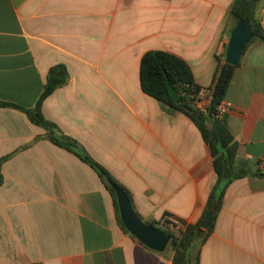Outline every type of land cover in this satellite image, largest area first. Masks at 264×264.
I'll use <instances>...</instances> for the list:
<instances>
[{"label": "crops", "instance_id": "1", "mask_svg": "<svg viewBox=\"0 0 264 264\" xmlns=\"http://www.w3.org/2000/svg\"><path fill=\"white\" fill-rule=\"evenodd\" d=\"M235 0H0V100L37 104L52 67L67 85L42 105L131 194L142 221L196 224L217 175L210 146L184 113L140 85L145 53L185 60L213 91L234 28ZM257 18L264 29V0ZM225 116L236 159L264 174V43L236 66ZM0 264H174L118 223L98 174L54 145L27 115L0 109ZM228 188L200 264H264V177Z\"/></svg>", "mask_w": 264, "mask_h": 264}, {"label": "trees", "instance_id": "2", "mask_svg": "<svg viewBox=\"0 0 264 264\" xmlns=\"http://www.w3.org/2000/svg\"><path fill=\"white\" fill-rule=\"evenodd\" d=\"M261 1L235 0L230 9V16L233 19L234 25L244 18L250 20L253 33L256 35V38L251 43L255 40L264 43V29L257 18V10ZM235 69V66L229 65L226 62L219 64L208 118L195 105L199 94L202 92V88L196 84L192 69L185 60L172 53L159 50L149 51L141 59L140 85L142 91L159 101L162 105L184 113L194 122L200 130L203 139L211 148L217 175L216 183L211 189L206 208L196 224H187L185 221L173 218L169 214L160 222L144 221L146 224L165 232L171 237L170 247L174 251V264H200L202 247L215 229L228 188L234 181L253 177L254 174L251 163L239 162L236 159L237 144L228 129L225 118L218 116V106L226 100ZM167 79H170L179 96L178 104L174 102L170 95ZM68 82L69 72L67 67L64 64L56 65L50 69L47 83L35 107L25 108L0 100V109L12 108L25 113L34 125L48 132L49 140L54 145L74 154L83 163L90 166L98 174L114 198L119 225L125 232L130 234L125 229L120 218L117 198L110 183H114L122 188L132 203L129 191L118 183L107 169L96 162L79 142L65 135L57 125L48 121L42 112L44 101L58 88L67 85ZM3 161L4 159L0 161V167ZM2 182L3 178L0 174V185ZM211 210L214 211L211 225L208 229L204 230L202 223Z\"/></svg>", "mask_w": 264, "mask_h": 264}, {"label": "water", "instance_id": "3", "mask_svg": "<svg viewBox=\"0 0 264 264\" xmlns=\"http://www.w3.org/2000/svg\"><path fill=\"white\" fill-rule=\"evenodd\" d=\"M255 38L256 35L253 33L248 18H244L237 22L231 33L225 62L235 67L238 66L246 47ZM167 87L174 102L178 104L179 96L170 79H167ZM254 176L264 177V174L255 173ZM110 186L116 195L120 218L125 229L147 248L158 253H164L170 245L171 237L165 232L142 221L136 214L127 193L114 183H110ZM213 214V210L207 214L202 223V228L204 230L210 227Z\"/></svg>", "mask_w": 264, "mask_h": 264}, {"label": "built area", "instance_id": "4", "mask_svg": "<svg viewBox=\"0 0 264 264\" xmlns=\"http://www.w3.org/2000/svg\"><path fill=\"white\" fill-rule=\"evenodd\" d=\"M212 95H213V91L211 90V92H204L202 91L198 98H197V104L199 106L198 109L202 111L203 110H209L210 105H211V100H212ZM231 104L226 103L225 101L222 102L219 106H218V116L220 118H225V116L228 114V112L231 109Z\"/></svg>", "mask_w": 264, "mask_h": 264}, {"label": "rangeland", "instance_id": "5", "mask_svg": "<svg viewBox=\"0 0 264 264\" xmlns=\"http://www.w3.org/2000/svg\"><path fill=\"white\" fill-rule=\"evenodd\" d=\"M195 105H196V107L199 106V105L197 104V102H195ZM197 108H198V107H197ZM202 113L205 114V115L209 118V110H208V109H207V110H203V109H202Z\"/></svg>", "mask_w": 264, "mask_h": 264}]
</instances>
